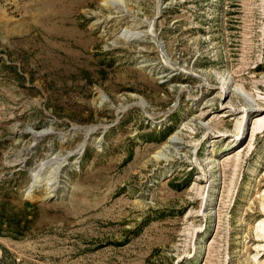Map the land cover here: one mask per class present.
Masks as SVG:
<instances>
[{
  "label": "rangeland",
  "instance_id": "374dc122",
  "mask_svg": "<svg viewBox=\"0 0 264 264\" xmlns=\"http://www.w3.org/2000/svg\"><path fill=\"white\" fill-rule=\"evenodd\" d=\"M0 264H264V0H0Z\"/></svg>",
  "mask_w": 264,
  "mask_h": 264
},
{
  "label": "bare ground",
  "instance_id": "6f19581e",
  "mask_svg": "<svg viewBox=\"0 0 264 264\" xmlns=\"http://www.w3.org/2000/svg\"><path fill=\"white\" fill-rule=\"evenodd\" d=\"M261 119V118H260ZM257 120V119H256Z\"/></svg>",
  "mask_w": 264,
  "mask_h": 264
}]
</instances>
